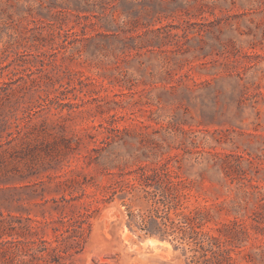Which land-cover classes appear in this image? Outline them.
Instances as JSON below:
<instances>
[{"label": "rangeland", "instance_id": "1", "mask_svg": "<svg viewBox=\"0 0 264 264\" xmlns=\"http://www.w3.org/2000/svg\"><path fill=\"white\" fill-rule=\"evenodd\" d=\"M160 200L172 234L127 225ZM190 211L230 264H264V0H0V242L188 264Z\"/></svg>", "mask_w": 264, "mask_h": 264}, {"label": "trees", "instance_id": "2", "mask_svg": "<svg viewBox=\"0 0 264 264\" xmlns=\"http://www.w3.org/2000/svg\"><path fill=\"white\" fill-rule=\"evenodd\" d=\"M163 195V194H162ZM164 198V196H163ZM163 208H155L153 211L148 213H138L134 215L132 212H129V220L127 225L131 227L132 223H135L140 230H145L146 234L156 235L159 238H165L167 234H172L173 232L169 230L170 224L173 222L168 216L167 211L169 207L167 202H163ZM81 219L75 218L72 222V225L75 226L73 229L79 228L80 231L84 230L83 223L86 222V217H89V213L81 212ZM178 224L181 229V233L175 236V239H179L180 242L187 243L192 245L190 251L192 252L188 259V264H230L231 256L229 255V250L222 248L221 245L215 242L216 237L209 234L208 231L202 230L203 218L200 215H197L196 212L183 213L180 212ZM65 217V216H63ZM150 224L152 230L147 228V225ZM78 240H76L77 242ZM8 242L11 244L8 247L9 253L14 256H29L28 260H25L21 257L19 259V264H27L34 258H42L44 256L36 255L41 253L46 249L44 246L46 241L39 240L38 244L35 240H25L22 243L24 244L23 248H19L17 243L19 240L4 241L1 244ZM53 250V248H52ZM53 257V256H52Z\"/></svg>", "mask_w": 264, "mask_h": 264}]
</instances>
